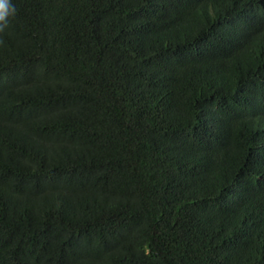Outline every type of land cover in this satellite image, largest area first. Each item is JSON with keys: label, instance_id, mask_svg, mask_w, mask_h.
I'll return each mask as SVG.
<instances>
[{"label": "trees", "instance_id": "trees-1", "mask_svg": "<svg viewBox=\"0 0 264 264\" xmlns=\"http://www.w3.org/2000/svg\"><path fill=\"white\" fill-rule=\"evenodd\" d=\"M0 264H264V0H10Z\"/></svg>", "mask_w": 264, "mask_h": 264}, {"label": "clouds", "instance_id": "clouds-1", "mask_svg": "<svg viewBox=\"0 0 264 264\" xmlns=\"http://www.w3.org/2000/svg\"><path fill=\"white\" fill-rule=\"evenodd\" d=\"M14 14L15 9L10 0H0V31H3L7 27L9 16Z\"/></svg>", "mask_w": 264, "mask_h": 264}]
</instances>
